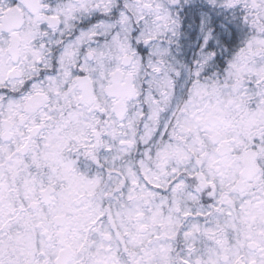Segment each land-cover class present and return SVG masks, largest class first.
<instances>
[{
  "label": "snow or ice",
  "instance_id": "obj_1",
  "mask_svg": "<svg viewBox=\"0 0 264 264\" xmlns=\"http://www.w3.org/2000/svg\"><path fill=\"white\" fill-rule=\"evenodd\" d=\"M0 264H264V0H0Z\"/></svg>",
  "mask_w": 264,
  "mask_h": 264
}]
</instances>
